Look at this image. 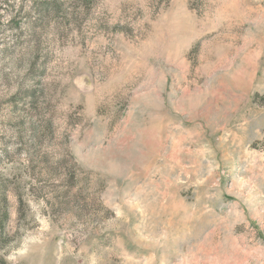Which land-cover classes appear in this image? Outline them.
I'll return each mask as SVG.
<instances>
[{"label": "rangeland", "instance_id": "374dc122", "mask_svg": "<svg viewBox=\"0 0 264 264\" xmlns=\"http://www.w3.org/2000/svg\"><path fill=\"white\" fill-rule=\"evenodd\" d=\"M1 179L6 264H264V0H0Z\"/></svg>", "mask_w": 264, "mask_h": 264}, {"label": "trees", "instance_id": "16d2710c", "mask_svg": "<svg viewBox=\"0 0 264 264\" xmlns=\"http://www.w3.org/2000/svg\"><path fill=\"white\" fill-rule=\"evenodd\" d=\"M31 128L33 131H36V127L34 124H31ZM4 179L0 180V253L3 251L5 247L6 239L8 238L6 227L8 225L9 220V206L6 202V191L5 188V182ZM18 204L22 206V200L21 198L18 200ZM0 264H6L3 257L0 254Z\"/></svg>", "mask_w": 264, "mask_h": 264}]
</instances>
